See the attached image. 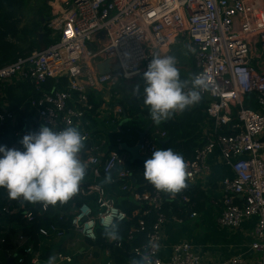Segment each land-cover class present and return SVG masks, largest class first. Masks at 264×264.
Returning a JSON list of instances; mask_svg holds the SVG:
<instances>
[{
    "label": "built area",
    "instance_id": "built-area-1",
    "mask_svg": "<svg viewBox=\"0 0 264 264\" xmlns=\"http://www.w3.org/2000/svg\"><path fill=\"white\" fill-rule=\"evenodd\" d=\"M50 7L47 28L59 35L58 41L1 67L0 88L30 83L38 98L30 103L32 111L28 114L33 113L37 126L57 131L79 128L84 137L80 158L87 170L72 198L80 203L71 209L65 230L46 218L50 205L27 207L25 201L12 200L6 190L0 189V264H7L9 258L12 264H41L40 249L66 238L73 250L80 240L90 243L89 259L94 258V250H102L104 264H113V250L123 255L122 264H203L186 242L172 246L168 258L161 256L163 227L170 220L183 222L167 218L165 201L189 205L190 199L155 188L139 191L119 144L116 150L108 149L107 134L113 136L114 131L107 133L93 125L99 110L93 117L88 100L89 91L122 88L143 76L153 56H162L178 39L195 49L190 52L194 71L185 91L191 90V80L197 75L208 84L207 89L199 90L198 103L205 122L203 142L193 159L185 161L186 185L209 175L214 162L220 160L229 167L232 177L221 182L223 196L217 225L236 231L244 223L253 222L249 247L257 257L249 262L238 256L215 264H264V0H51ZM102 62L116 65L118 71L99 75L96 68ZM61 79L65 80L63 90L44 89L49 80ZM112 96L118 98L116 93ZM19 111L24 114V108ZM123 115L124 110L115 107L102 122L112 127ZM7 120L14 126L16 114L0 112V129ZM22 124L13 131L12 142L0 141V145L22 150V138L38 131L27 117ZM166 136L164 131H153L137 143L138 155H152ZM113 171L117 172L119 191L135 206L131 215L97 181L86 182L88 177L98 180ZM15 216L26 226L36 218H45L35 233L36 241L15 226ZM197 216L186 211L185 219ZM132 218L135 223L123 239L105 237L104 248L96 246L99 231L106 233L113 224L118 227ZM54 257L55 264L73 263V256L62 251Z\"/></svg>",
    "mask_w": 264,
    "mask_h": 264
},
{
    "label": "clouds",
    "instance_id": "clouds-1",
    "mask_svg": "<svg viewBox=\"0 0 264 264\" xmlns=\"http://www.w3.org/2000/svg\"><path fill=\"white\" fill-rule=\"evenodd\" d=\"M187 48L195 52L191 45ZM142 79L143 102L157 124L198 103L199 90L208 87L206 79L197 75L191 80V90L186 92L188 82L181 79L173 55L153 56ZM20 144L22 150L0 145V189L6 190L10 199L56 206L78 193L87 170L80 158L84 137L79 128L70 126L57 131L41 126L25 135ZM143 176L156 190L165 193L176 194L187 187L184 157L171 148L154 150L144 163ZM106 180L111 182V177ZM105 236L118 240L117 226L113 224ZM48 264H55V257H49Z\"/></svg>",
    "mask_w": 264,
    "mask_h": 264
},
{
    "label": "trees",
    "instance_id": "trees-1",
    "mask_svg": "<svg viewBox=\"0 0 264 264\" xmlns=\"http://www.w3.org/2000/svg\"><path fill=\"white\" fill-rule=\"evenodd\" d=\"M31 1L35 2L34 19L30 21L29 25L21 28V19L18 17V12H20L21 7L28 6ZM50 1L51 0H0V68L15 62L19 57H25L35 51L44 50L58 41L59 35L54 34L47 28V23L51 19ZM42 20H44L43 26H41ZM39 29H41V31H39ZM40 33L42 38H39ZM182 80L186 81L184 78H182ZM64 86V79L49 80L44 86V89L47 91L53 89L63 90ZM37 98L38 94L35 92L34 87L27 82L12 83L9 85L5 84L0 88V103L7 101L9 104L3 111L16 114V124H14V126L7 120L4 127L0 129L1 142H12L13 131L23 126L22 120L24 117H27L29 122L33 124L34 130H38L32 117L33 113L28 114L29 110L32 111L30 103ZM88 100L93 107L92 115L96 117V110L99 109L101 103L94 93L88 95ZM121 105L127 116L128 122L124 126L127 129L122 127V131L118 130L117 128L120 125L118 121V127L113 129L114 135L111 139L112 144L115 142V137L117 136L121 139V142L127 145H133L138 138V133L143 132L151 123H154V126H159L161 131L167 134L165 139L168 141L166 148H171L176 153L182 155L185 161L192 160L195 150L201 147L203 142L201 124L204 115L197 105L188 107L183 112L174 113L167 120H163L158 124L151 119L149 110L144 111L141 115L140 112L135 109L134 105H129L128 100L125 101V99L122 100ZM20 108H24V114L19 111ZM3 111L0 109V112ZM93 125L96 126L95 120H93ZM140 167L142 168L141 171H139ZM127 168L132 171L133 179L139 191L154 189V186L144 179V164H130L128 162ZM181 195L189 197L190 204L185 205L180 204L178 201H165L163 212L167 218L176 217L184 221L186 211L189 213H198L203 210L202 202L205 200L204 193L197 187L189 185L185 188L183 193H178V196ZM79 203V201L71 199L65 204L57 203L56 206H49L46 218L49 217L53 224L65 230L68 228V219L71 209L74 205L76 206ZM32 204L33 203L26 202L27 207H31ZM118 206L128 215H131L135 207L128 201H123L120 204L118 203ZM44 219V217L41 219L36 218V221L30 226L24 225L20 217H13L12 221L15 223L16 227H21L25 234H30L36 241L35 233L40 225H42ZM134 223L135 219L132 218L131 222L123 223L117 227L119 239L124 238V235ZM14 229L15 227L12 228V230ZM105 237V233L99 231L96 246H102ZM122 256L120 251L113 250V264H122L125 261Z\"/></svg>",
    "mask_w": 264,
    "mask_h": 264
},
{
    "label": "crops",
    "instance_id": "crops-1",
    "mask_svg": "<svg viewBox=\"0 0 264 264\" xmlns=\"http://www.w3.org/2000/svg\"><path fill=\"white\" fill-rule=\"evenodd\" d=\"M41 26L43 25L41 24ZM39 31H41V29H39ZM40 34H39V38H40ZM180 41L183 42V44L180 45L186 48V52H185L186 62L183 61L181 63L177 59V67L179 69L181 79L184 78L186 79V81H188L190 80L191 75L194 71L193 59L191 53L188 51L187 41L178 39L176 43H180ZM176 43L171 45L167 49V51L162 52V56L171 55L174 47H176ZM173 56H174V52H173ZM142 77L143 76H139L133 79L125 87H122L120 89L114 88L111 91H106L104 89L101 91L96 90V91L88 92V95L94 93L98 101L101 103V106L98 109L99 111L97 112L98 118L97 120H95L96 128L98 130L101 131L106 130L108 133L110 130L112 131L113 129H115V126L118 127L117 124H115V126L112 127L104 126V123L102 121L108 120V118L111 116V111L115 107H120L123 109L121 102L124 99L125 101L128 100L129 105L133 104L135 109L138 110L141 115L144 111L149 110V108L145 106V104L142 101L143 100L142 89L144 86V81ZM114 93L117 94L118 98H114L112 96ZM139 94L141 96H139ZM134 97H136L135 100H133ZM8 105L9 104L7 101H3L0 103V109L3 111L8 107ZM196 105L199 107L201 111L203 110V108L199 103H196L189 107H194ZM125 119L127 120V116L124 112V115L121 117V119H119V124L122 123ZM34 122L36 121L34 120ZM124 126L125 124L118 127L117 129L121 130V128ZM204 126H205V122L203 119V122L201 124V130L204 129ZM37 127L39 130L40 127L39 126ZM124 128L127 129L126 127ZM153 131H161V129L159 126L153 125L150 131L148 132L147 138L151 136ZM131 136L134 137L133 135ZM112 137L113 136L110 135L109 133L107 134V139L109 141V145H108L109 150H116L119 144V148L122 150V152L127 158V161L130 164L138 163L140 165L145 163L140 161H134L132 163L130 154L125 152L121 147L122 145H126L129 148L135 147L137 145L139 137L137 138V140L134 142L133 145H127L126 143L121 142L120 141L121 139L117 136L115 137V142L112 144L111 141ZM157 145H158L157 149H159L160 148L159 144L157 143ZM151 156L152 155H148L147 157H141V156L139 157L148 160L151 158ZM141 170L142 168L140 167L139 171ZM109 176L111 177V182H108L106 180V177ZM231 177H232V172L230 171L229 167L225 166L220 160H218L214 162L213 170L209 175H203L202 177L196 179V181L190 185L192 187H197L201 192L204 193L205 200H203L202 202L203 210L198 212L197 213L198 216L193 220L186 218L182 222V224H178L170 220L168 221V223L165 224L162 231V252H161V256L164 259L168 258V256L170 255L172 246L184 242L189 243L193 246L196 255L200 258L203 264H215L230 259L232 257H238V256L243 257L250 262L252 261V259H255L257 257V255H253L251 253L249 247V244L251 243L250 233L252 232L253 229V222L244 223L242 227L236 231L221 229L217 225V218L219 216L220 207H221L220 201L223 196L221 182L223 181V179L231 178ZM116 179H117V172L113 171L110 175H104L98 180H94L88 177L86 182L95 183L97 181V183L103 186L104 189L107 191V193L116 200L117 204L118 203L120 204L123 201L128 200V197L119 191L118 180ZM132 180L134 185L136 186V183L133 179V174H132ZM71 238L74 237L71 236ZM64 240L65 241L53 240L52 243H49L47 246L40 249V252L43 254L42 256L43 261L41 264H45L47 257L48 258L52 256L54 257V254L59 251H62L68 255H72L73 256L72 264H104V262L106 261V257L103 254V251L100 249L94 250L93 252L94 258L89 259V257L87 256V251L90 243L80 240L78 244V248L76 250H73L69 247V242H70L69 239L66 238Z\"/></svg>",
    "mask_w": 264,
    "mask_h": 264
},
{
    "label": "water",
    "instance_id": "water-1",
    "mask_svg": "<svg viewBox=\"0 0 264 264\" xmlns=\"http://www.w3.org/2000/svg\"><path fill=\"white\" fill-rule=\"evenodd\" d=\"M41 24H44V20L41 21ZM40 38H41V34H40ZM99 39H102V34L98 36ZM97 73L99 75H107L113 72H117L118 71V67L116 65H111L109 62H102L100 64L97 65ZM139 96H141L139 94ZM137 97V96H136ZM136 97L133 98V100L136 99ZM125 118V116H124ZM128 122V120H124L122 123H120L119 127L122 126L123 124H126ZM153 124H151L150 126H148L143 132L138 133V144H141L144 140V138L148 135V132L150 131V129L152 128ZM168 141H161L159 142V147L163 150L166 149V145H167ZM122 149L127 152L128 154H130L131 156V162L133 163L134 161H140V162H145L147 159L145 158H141L138 156L137 153V147H133V148H129L126 145H122L121 146ZM7 264H12V259H7Z\"/></svg>",
    "mask_w": 264,
    "mask_h": 264
},
{
    "label": "rangeland",
    "instance_id": "rangeland-1",
    "mask_svg": "<svg viewBox=\"0 0 264 264\" xmlns=\"http://www.w3.org/2000/svg\"><path fill=\"white\" fill-rule=\"evenodd\" d=\"M34 6H35V2L31 1L29 2L28 6L21 7L20 12H18V17L21 19V25H20L21 28L26 25H29L30 21L34 19ZM180 44H183V42L180 41V43H176V47H174L171 55H173V52H174V56L178 59V61L182 63L183 61H185L186 48H184ZM120 88L121 87L117 86L116 89H120Z\"/></svg>",
    "mask_w": 264,
    "mask_h": 264
}]
</instances>
